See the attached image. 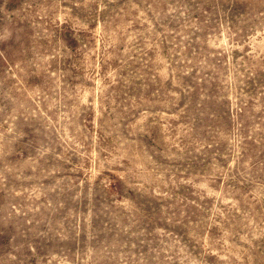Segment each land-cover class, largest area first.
<instances>
[{"label":"rangeland","instance_id":"374dc122","mask_svg":"<svg viewBox=\"0 0 264 264\" xmlns=\"http://www.w3.org/2000/svg\"><path fill=\"white\" fill-rule=\"evenodd\" d=\"M0 264H264V0H0Z\"/></svg>","mask_w":264,"mask_h":264}]
</instances>
